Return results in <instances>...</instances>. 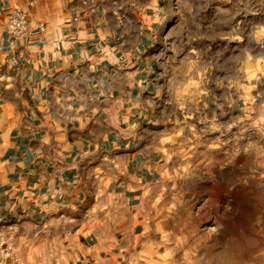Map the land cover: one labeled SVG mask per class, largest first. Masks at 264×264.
I'll return each instance as SVG.
<instances>
[{
  "label": "crops",
  "instance_id": "0c3cea01",
  "mask_svg": "<svg viewBox=\"0 0 264 264\" xmlns=\"http://www.w3.org/2000/svg\"><path fill=\"white\" fill-rule=\"evenodd\" d=\"M169 5L0 0V264H164Z\"/></svg>",
  "mask_w": 264,
  "mask_h": 264
},
{
  "label": "rangeland",
  "instance_id": "374dc122",
  "mask_svg": "<svg viewBox=\"0 0 264 264\" xmlns=\"http://www.w3.org/2000/svg\"><path fill=\"white\" fill-rule=\"evenodd\" d=\"M166 1L164 264H264V0Z\"/></svg>",
  "mask_w": 264,
  "mask_h": 264
},
{
  "label": "built area",
  "instance_id": "2783aa9c",
  "mask_svg": "<svg viewBox=\"0 0 264 264\" xmlns=\"http://www.w3.org/2000/svg\"><path fill=\"white\" fill-rule=\"evenodd\" d=\"M9 30L16 37L26 35L28 31V18L27 14L23 10L16 9L13 12L9 24ZM10 249L11 246L6 238L3 236L0 237V260L8 256Z\"/></svg>",
  "mask_w": 264,
  "mask_h": 264
}]
</instances>
